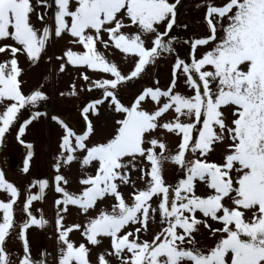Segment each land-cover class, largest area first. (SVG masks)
Wrapping results in <instances>:
<instances>
[{
    "label": "snow or ice",
    "instance_id": "1",
    "mask_svg": "<svg viewBox=\"0 0 264 264\" xmlns=\"http://www.w3.org/2000/svg\"><path fill=\"white\" fill-rule=\"evenodd\" d=\"M179 5L0 0V145L24 146L28 175L23 137L59 129L42 178L0 169V264H264V0H199L202 34ZM25 66L43 69L27 90ZM57 98L76 121L49 112ZM32 229L51 251L33 256Z\"/></svg>",
    "mask_w": 264,
    "mask_h": 264
},
{
    "label": "rangeland",
    "instance_id": "2",
    "mask_svg": "<svg viewBox=\"0 0 264 264\" xmlns=\"http://www.w3.org/2000/svg\"><path fill=\"white\" fill-rule=\"evenodd\" d=\"M183 0H180V2ZM179 7V6H178ZM202 15V10H195L189 11L187 14H181V9L178 13V19L181 22H185L184 18L191 22L190 27L192 31L200 32L201 34L204 31V25L202 23H198ZM195 17H197L198 21H194ZM180 32V29L176 30ZM63 41L59 42L57 48H59L60 44ZM2 56V54H0ZM115 59L117 61H122L123 56L122 54L116 53ZM21 65L24 66V59L23 57L20 58ZM164 62V68L162 66H158L157 68L153 69L154 74L159 73L161 78L159 80L162 86H166L170 79V72H169V65L168 62L165 60H161ZM26 67V66H25ZM158 70V71H157ZM42 72L43 69L40 67H31L27 68L23 79L25 80V90L31 88L32 86L36 85L42 79ZM68 80L67 77L62 78L59 81V84L56 85L58 88L63 89L65 87L66 81ZM134 90V88H130L129 91ZM49 112L54 113H63L64 117H67L71 121H76L78 117V113L75 111V102L71 100H60L59 98L53 104L48 106ZM107 119L106 114L101 116L100 120L97 121L99 127L103 128L105 121ZM79 126V125H77ZM58 127L55 125L54 122L45 123L41 120L38 124H34L30 127L26 135L23 137L26 141L32 142L34 145V152L35 155L31 161V171L30 174L34 178H42L44 174H47L51 171L50 165L53 162V157L56 152L57 144V134H58ZM8 139V140H7ZM6 141L3 145H0V169L4 170L6 173V178L10 181H15L19 184L20 181H24L28 179V175L20 174L15 166L10 164V160L20 161L22 162L23 156L26 154V150L24 146L19 145L16 142L12 135H8ZM78 169L76 166H73L72 172L70 175L75 180L77 176ZM165 175L169 178L171 177L172 173L168 170L165 171ZM0 198H3V195H0ZM40 204H35L34 207H40ZM43 210L45 216L49 215V204L46 200L43 204ZM74 219L73 215L68 217V220L71 221ZM46 231H50L47 229ZM76 238V237H74ZM30 239L32 241V253L33 256H37L38 250L41 247L47 248L49 251L52 250L53 241L47 238L40 230L32 229L30 232ZM8 247L15 253L19 252L20 249L18 247H13V241H8Z\"/></svg>",
    "mask_w": 264,
    "mask_h": 264
},
{
    "label": "flooded vegetation",
    "instance_id": "3",
    "mask_svg": "<svg viewBox=\"0 0 264 264\" xmlns=\"http://www.w3.org/2000/svg\"><path fill=\"white\" fill-rule=\"evenodd\" d=\"M182 2H183V5L184 6L181 9V14H182V12H183V14H187L189 11L198 10V9L195 8V4L198 3L199 0H183ZM199 10H202L203 11V9H199ZM194 19H195L194 21H198L197 20V17H195ZM184 20H185V22H188L189 24H191V22L189 20H187L185 18H184ZM190 29H192V28L190 27ZM10 161H11L10 164L12 166H15V168H16L17 171H19L22 168V162H20V161H14V160H10Z\"/></svg>",
    "mask_w": 264,
    "mask_h": 264
},
{
    "label": "water",
    "instance_id": "4",
    "mask_svg": "<svg viewBox=\"0 0 264 264\" xmlns=\"http://www.w3.org/2000/svg\"><path fill=\"white\" fill-rule=\"evenodd\" d=\"M22 173V172H21Z\"/></svg>",
    "mask_w": 264,
    "mask_h": 264
}]
</instances>
